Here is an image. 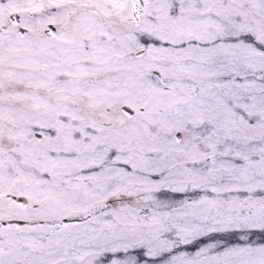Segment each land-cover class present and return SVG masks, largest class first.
Returning a JSON list of instances; mask_svg holds the SVG:
<instances>
[{"label":"snow or ice","instance_id":"6c2138e0","mask_svg":"<svg viewBox=\"0 0 264 264\" xmlns=\"http://www.w3.org/2000/svg\"><path fill=\"white\" fill-rule=\"evenodd\" d=\"M0 264H264V0H0Z\"/></svg>","mask_w":264,"mask_h":264}]
</instances>
